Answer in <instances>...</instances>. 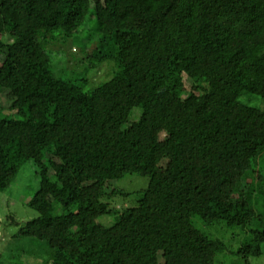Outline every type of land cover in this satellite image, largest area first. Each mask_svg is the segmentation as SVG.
I'll list each match as a JSON object with an SVG mask.
<instances>
[{"label": "trees", "instance_id": "trees-1", "mask_svg": "<svg viewBox=\"0 0 264 264\" xmlns=\"http://www.w3.org/2000/svg\"><path fill=\"white\" fill-rule=\"evenodd\" d=\"M0 56V96L12 99L0 110V194L31 162L40 185L27 225L54 228L26 236L44 259L20 246L9 264H220L236 246L244 264L262 255L264 0H0ZM104 64L111 77L94 82ZM37 127L62 138L44 145ZM129 175L148 186L109 187Z\"/></svg>", "mask_w": 264, "mask_h": 264}, {"label": "rangeland", "instance_id": "rangeland-1", "mask_svg": "<svg viewBox=\"0 0 264 264\" xmlns=\"http://www.w3.org/2000/svg\"><path fill=\"white\" fill-rule=\"evenodd\" d=\"M0 59H2L1 56ZM1 63L2 60H0V65ZM112 68V65L107 64L99 66L95 70L92 80L94 82H98L110 78L113 70ZM176 78L178 80L177 83L181 86L182 90L185 89L188 91L191 89L192 81L186 73L179 72ZM11 104V97L4 92L0 96V110L10 109ZM154 130L158 134L161 142L168 141L167 133L165 132V124L162 121H155ZM35 136L37 140L44 145L52 144L56 142V140L59 141L60 138H62V136H56L54 133L46 131L41 127H37ZM64 136L68 139H82L80 133L77 131H69L68 133H65ZM157 158H161L160 152H158ZM62 160L69 161L73 166H75V168H78L77 163H79V160L77 158L72 159L69 153H64ZM163 163L165 164V162ZM10 181L11 183H9V189L4 194H0V254H2L0 260H4L2 264H9L7 254L9 252H17L20 246H22L20 249L21 253H24L27 248H31L36 250V253H40L33 254L32 257L35 256L44 259V244L37 243L36 245H30L28 244V238L26 237L28 234L38 238L43 234L50 233L54 229L48 225H27L28 222L38 216L36 210L31 205H28V202L32 200L40 185V178L37 175V169L31 162H26L19 168L15 181L14 179ZM148 181V178L142 175H129L121 180L111 182L109 187L117 188L130 193H136L144 190L148 186ZM137 198L136 194L128 199L118 197L114 199L113 203L116 204L117 208H120L121 206H130L137 200ZM45 206H48V204H45ZM9 218L15 219L17 224L13 223ZM115 221L116 219L114 216H103L98 220V223L109 227ZM233 232H228L227 237L231 236ZM225 233L226 232L221 231L222 235ZM237 234L242 237L239 231H237ZM239 240L240 238L236 236V242ZM236 244L238 245V243ZM237 249L238 247L236 246V248L233 249L232 254L222 257L220 264H244L236 253ZM262 250V255L251 259L250 264H264V245ZM31 259L34 261L31 264L42 263L41 260H36L34 258Z\"/></svg>", "mask_w": 264, "mask_h": 264}]
</instances>
